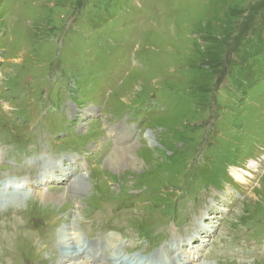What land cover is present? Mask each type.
Here are the masks:
<instances>
[{
	"label": "rangeland",
	"instance_id": "1",
	"mask_svg": "<svg viewBox=\"0 0 264 264\" xmlns=\"http://www.w3.org/2000/svg\"><path fill=\"white\" fill-rule=\"evenodd\" d=\"M117 126L135 136L136 169L104 164ZM72 156L84 193L44 184L67 203L0 205V264H54L65 226L109 259L163 264L200 217L198 262L264 264V0H0V184ZM250 160L245 198L229 169Z\"/></svg>",
	"mask_w": 264,
	"mask_h": 264
},
{
	"label": "bare ground",
	"instance_id": "2",
	"mask_svg": "<svg viewBox=\"0 0 264 264\" xmlns=\"http://www.w3.org/2000/svg\"><path fill=\"white\" fill-rule=\"evenodd\" d=\"M96 115V111L93 107H87L84 112L81 114V118L88 119ZM81 130L83 129L82 126H80ZM145 139L149 142V144H152L150 134L146 132L144 135ZM124 139V138H123ZM120 140L119 144H116V148L113 150V153L109 155L108 158H106L104 164L110 171H116L119 168L122 167H129V168H135L136 169V163L137 161L132 156V150L134 147V144L130 143V140L124 139ZM96 146V145H95ZM63 159H67L68 165L61 166L60 163L63 162ZM55 165L53 164V162ZM50 162L43 161L40 171L41 174H39L36 177H27V178H18L16 182H7L0 185V191L3 190L6 193L0 194V205H15L19 206V204L29 196H33L35 194L37 197H39L43 201H52L56 202L59 200L62 202L64 201V194L63 193H54L50 194L49 190L45 187L46 185H43L41 180H48V178H52L54 183L59 182H66L68 184L66 193L69 194L68 196L78 197L82 193H84L86 186H87V179L88 176L85 177V174L82 172L77 177H74L71 179L72 171L76 168L75 163L76 159L73 157H67V158H61L59 160L54 159ZM140 164V163H139ZM82 168V166H79ZM249 170H252L254 174L258 173L257 170V164H250L248 167ZM125 169V168H124ZM123 170V169H122ZM138 170V169H137ZM229 169L230 176L234 179L236 183L241 184H250L251 180L254 179L255 176L252 175V173L249 170H242L239 168H233L231 170ZM121 171V170H120ZM132 172V171H131ZM56 173H59L57 175ZM44 184H48V182H45ZM28 189H31V191H28ZM55 190V192H57ZM61 191V190H60ZM58 191V192H60ZM62 192V191H61ZM67 201V199H66ZM65 202V201H64ZM67 203V202H65ZM207 214V219L208 218ZM202 217L198 218L195 223V229H193V238H195L197 235L200 237L202 233L209 234L211 233L209 230L205 229L203 224L201 223ZM214 222V221H213ZM214 226L212 225V228ZM211 229V228H210ZM66 226L62 230V234L64 235L61 237L58 241V247H59V255L56 256L54 264H97V257L99 259L104 258L106 263L109 264V262H113L115 264H125L126 259L123 258V256H115L112 259H109L108 257L102 256L104 253L101 246H98V243L95 241H90L88 239H85L79 232H71L69 231ZM191 237L180 239V242H176L175 245L182 246H188L192 245L193 241L196 239H193ZM177 240V239H176ZM204 243L206 240L203 241ZM190 248H192L190 246ZM171 250V249H170ZM179 248H177L174 252V254L169 257L165 264H183L180 256L177 257L176 261H173V258L177 256V251ZM172 251V250H171ZM195 251L193 252L194 255ZM192 255V259H193ZM172 259V260H171ZM129 261V260H128ZM139 263L137 264H143V259H138ZM158 262V257L153 258V263ZM133 263V262H132ZM130 263V264H132ZM186 264H189V261H187ZM198 264H204V263H198Z\"/></svg>",
	"mask_w": 264,
	"mask_h": 264
},
{
	"label": "clouds",
	"instance_id": "3",
	"mask_svg": "<svg viewBox=\"0 0 264 264\" xmlns=\"http://www.w3.org/2000/svg\"><path fill=\"white\" fill-rule=\"evenodd\" d=\"M29 191H31V189H28Z\"/></svg>",
	"mask_w": 264,
	"mask_h": 264
}]
</instances>
